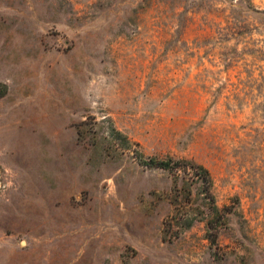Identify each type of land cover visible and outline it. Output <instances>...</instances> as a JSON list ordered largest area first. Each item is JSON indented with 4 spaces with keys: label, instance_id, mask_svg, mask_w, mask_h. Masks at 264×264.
<instances>
[{
    "label": "rangeland",
    "instance_id": "rangeland-1",
    "mask_svg": "<svg viewBox=\"0 0 264 264\" xmlns=\"http://www.w3.org/2000/svg\"><path fill=\"white\" fill-rule=\"evenodd\" d=\"M0 81V264H264V0H0Z\"/></svg>",
    "mask_w": 264,
    "mask_h": 264
},
{
    "label": "trees",
    "instance_id": "trees-1",
    "mask_svg": "<svg viewBox=\"0 0 264 264\" xmlns=\"http://www.w3.org/2000/svg\"><path fill=\"white\" fill-rule=\"evenodd\" d=\"M7 92H8L7 84L0 81V97L4 96ZM152 162L154 163L152 164ZM145 164L147 165L150 164L152 166H157L174 171L180 170L182 168H184L185 171L187 172H189L190 170V173H192V175L196 177L198 181L204 183L207 197L211 202V208H212L211 210L213 214L219 212L218 206L214 203V195L212 193L213 178L210 170L204 165L196 164V163H188V161L186 160H174L172 158L161 159L158 161H151L149 163L145 162ZM209 227H210V223H209ZM211 240L215 242L216 240L215 234L211 233Z\"/></svg>",
    "mask_w": 264,
    "mask_h": 264
}]
</instances>
